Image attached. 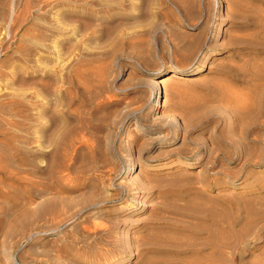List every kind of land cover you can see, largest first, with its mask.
Listing matches in <instances>:
<instances>
[{"label": "rangeland", "instance_id": "1", "mask_svg": "<svg viewBox=\"0 0 264 264\" xmlns=\"http://www.w3.org/2000/svg\"><path fill=\"white\" fill-rule=\"evenodd\" d=\"M0 264H264V0H0Z\"/></svg>", "mask_w": 264, "mask_h": 264}, {"label": "bare ground", "instance_id": "2", "mask_svg": "<svg viewBox=\"0 0 264 264\" xmlns=\"http://www.w3.org/2000/svg\"><path fill=\"white\" fill-rule=\"evenodd\" d=\"M14 16V12H11L10 13V16H9V19H12ZM172 74H171V78L173 79H180L181 77L178 75V71H171ZM195 72V71H194ZM154 82V86H155V90H157V92L159 91V88L160 86L162 85V82H164V80L160 79V80H156V81H153ZM166 82V81H165ZM169 85V84H168ZM164 86V85H163Z\"/></svg>", "mask_w": 264, "mask_h": 264}]
</instances>
